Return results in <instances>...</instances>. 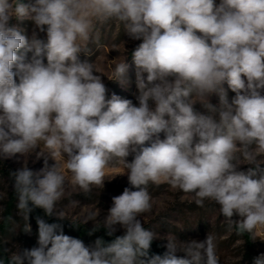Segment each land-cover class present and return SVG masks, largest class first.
I'll return each mask as SVG.
<instances>
[{
    "label": "clouds",
    "instance_id": "9594fccd",
    "mask_svg": "<svg viewBox=\"0 0 264 264\" xmlns=\"http://www.w3.org/2000/svg\"><path fill=\"white\" fill-rule=\"evenodd\" d=\"M13 19L32 22L30 38ZM112 23L142 40L132 52L138 104L107 98L95 61L79 57ZM45 31L46 41L38 36ZM112 63L109 79L126 86V56ZM262 91L264 0H0V160L25 158L9 174L21 230L31 232L37 208L68 220L57 205L69 187L85 196L103 189L110 168L122 167L136 189L113 197L102 222L98 208L82 217L94 222L89 235L122 229L111 242L98 237L86 246L37 216V246L4 249L0 264H220L210 233L188 242L168 234L166 251L149 255L160 238L142 219L153 207L149 185L167 183L198 207L214 202L230 231L256 240L264 230ZM32 153L44 158L37 173L27 167ZM241 164L254 167L240 171Z\"/></svg>",
    "mask_w": 264,
    "mask_h": 264
},
{
    "label": "rangeland",
    "instance_id": "374dc122",
    "mask_svg": "<svg viewBox=\"0 0 264 264\" xmlns=\"http://www.w3.org/2000/svg\"><path fill=\"white\" fill-rule=\"evenodd\" d=\"M23 3H29L30 0H21ZM219 3V0H217ZM12 24H18L26 36L31 37L33 24L31 21H16L12 20ZM46 28V26H45ZM40 39L47 40L46 31L38 33ZM142 43V40H132L117 23L109 24L99 31V37L96 43L90 44L89 56L85 53H80L81 60L89 59L95 61L97 68L104 75L102 77L106 88L108 89L107 98H111L112 94H116L124 99H130L134 104H138L136 100L137 89L135 85V65L132 60V52ZM126 56L127 63L130 65L127 78L128 83L122 86L119 82L110 80L112 77V69L114 67L112 60L116 62L123 60ZM31 53H28V58ZM46 57L44 63H46ZM225 90L229 102L235 96V93L228 88L225 83ZM264 95V91L261 93ZM210 101L213 105L219 107L220 101L218 95H212ZM195 110L208 114L207 110L199 103L194 106ZM161 139L164 134H160ZM39 151V149H37ZM134 155H130L127 160L131 162ZM25 158L17 154L13 158L0 160V222L2 221L6 202L10 194L14 192L13 180L10 177V172L20 169L24 166ZM55 161L48 159V166L51 167ZM27 167L34 173L39 172L44 167V158H37L36 153H32L27 158ZM253 165L241 164L238 170L247 171ZM264 168V164H261ZM105 185L103 189L94 188L93 191L85 196L80 193L79 189H72L66 193L65 198L57 205L58 210H63L66 213L68 220H62L67 224H81L86 228L92 229L94 222L89 221L87 224L81 223L82 217L91 210H100L98 220L102 222L112 206V198L122 194L125 188L136 190L128 183L127 175L123 173L120 166L113 167L107 170ZM109 180V181H107ZM149 192L152 196V210L143 215L144 226L158 233L159 241L166 248L168 234H173L180 241L206 239L208 233L216 237L217 255L220 258V264H255L257 257L264 255V230H261L256 240H254V259L251 260L246 256V247L244 239L238 236L235 230H229L224 223L223 217L220 215L219 207L214 202L205 201L203 207H198L192 200L190 194H185L182 191L175 189L167 183L159 185L150 184ZM70 200L79 201V206H70ZM57 219L56 217H53ZM234 220L241 219L238 215H234ZM58 220V219H57ZM61 221V220H59ZM24 221L17 215L16 201L14 209L13 223L7 234L2 237V243L9 251L31 249L37 246L38 225L29 217L31 232L25 233L23 228ZM21 230V231H20ZM63 232L69 235V232L63 228ZM116 233H123L122 229L118 228ZM83 241V240H82ZM86 246L94 243L93 240L86 242ZM178 255L183 256L184 253L178 252Z\"/></svg>",
    "mask_w": 264,
    "mask_h": 264
},
{
    "label": "trees",
    "instance_id": "16d2710c",
    "mask_svg": "<svg viewBox=\"0 0 264 264\" xmlns=\"http://www.w3.org/2000/svg\"><path fill=\"white\" fill-rule=\"evenodd\" d=\"M15 195L14 192L10 194L9 199L6 202L4 215L2 218V221L0 222V254L7 255L8 253L4 252L5 246L2 243V237L7 234L8 230L12 226L13 223V217H14V209H15ZM40 216L43 219L46 220L48 223H60L62 224L63 228L69 232L71 237L89 242L91 240L95 241L96 238L102 237L106 243L111 242L115 236L122 235L123 233H115L113 236L109 237L106 234V230L101 227L98 231L94 232L92 235H89V232L91 229L84 227L81 224H75L79 227L73 226L71 224H67L63 221H59L53 217H48L44 214L42 209H34L30 213V218L33 221H36V217ZM244 239V244L246 247V256L253 260L254 259V240H252L247 234L244 236H241ZM166 251V248L162 245L161 242L154 240L151 244L149 255H155V254H163V252Z\"/></svg>",
    "mask_w": 264,
    "mask_h": 264
}]
</instances>
